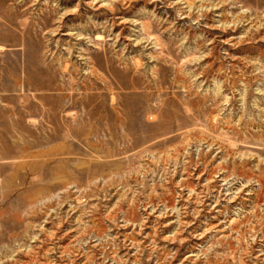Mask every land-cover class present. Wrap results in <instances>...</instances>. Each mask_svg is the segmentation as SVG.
<instances>
[{"label":"rangeland","instance_id":"374dc122","mask_svg":"<svg viewBox=\"0 0 264 264\" xmlns=\"http://www.w3.org/2000/svg\"><path fill=\"white\" fill-rule=\"evenodd\" d=\"M0 264H264V0H0Z\"/></svg>","mask_w":264,"mask_h":264}]
</instances>
